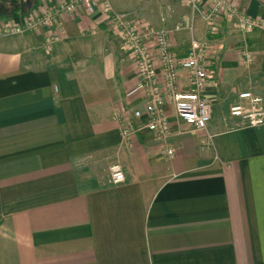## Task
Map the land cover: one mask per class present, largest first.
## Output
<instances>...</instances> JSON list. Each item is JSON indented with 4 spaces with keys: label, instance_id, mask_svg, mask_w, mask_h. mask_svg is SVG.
Here are the masks:
<instances>
[{
    "label": "crops",
    "instance_id": "obj_1",
    "mask_svg": "<svg viewBox=\"0 0 264 264\" xmlns=\"http://www.w3.org/2000/svg\"><path fill=\"white\" fill-rule=\"evenodd\" d=\"M64 1L0 0V264H264V124L228 114L241 91L264 100V0H226L258 20L252 29H236L232 16L209 31L204 5L192 33L175 29L191 17L182 0H151L149 23L170 31L178 54L190 37L210 45L211 119L192 131L167 101L164 139L145 116L132 118L144 105L135 64L98 11L2 32ZM123 2L111 0L118 11ZM49 33L57 39L46 50ZM119 112L140 125L126 142ZM80 158L93 165L77 167ZM109 164L123 182L99 166Z\"/></svg>",
    "mask_w": 264,
    "mask_h": 264
},
{
    "label": "built area",
    "instance_id": "obj_2",
    "mask_svg": "<svg viewBox=\"0 0 264 264\" xmlns=\"http://www.w3.org/2000/svg\"><path fill=\"white\" fill-rule=\"evenodd\" d=\"M190 9L191 17L183 24H177L175 29H186L192 33V17L207 7L203 14L212 30L221 18L229 20L235 16L234 27L240 31L252 29L259 25L258 20L238 11L226 0H182ZM83 11L92 14L98 11L107 23L116 31L120 40V48L135 64L138 77L137 87L141 90L144 105L142 109L132 111V118L146 117L144 127L155 138L164 139L170 132V124L164 113L165 102H170L178 118L183 120L192 131L206 128L212 116V99L205 94L211 74L209 68V42L207 38L190 37L188 47L183 54L174 50L171 34L163 27L154 28L134 19L127 12L116 10L111 0H66L56 7L45 5L40 14L28 16L22 24L9 23L2 32L7 34L23 33L26 30L35 31L39 28H53L56 16L60 13L74 14ZM57 28V27H56ZM1 31V30H0ZM57 36L47 34L44 49L50 50ZM242 62L249 66L254 57L249 50H241ZM186 77V88L181 87V74ZM237 101L228 107V114L241 119L242 126H261L264 124L263 97L251 90L237 94ZM121 125V136L125 142L129 136L139 130L136 126L126 124L130 120L123 112L117 115ZM163 154L171 159L175 149L163 146ZM125 180L123 169L114 164L110 167V181L120 183Z\"/></svg>",
    "mask_w": 264,
    "mask_h": 264
},
{
    "label": "rangeland",
    "instance_id": "obj_3",
    "mask_svg": "<svg viewBox=\"0 0 264 264\" xmlns=\"http://www.w3.org/2000/svg\"><path fill=\"white\" fill-rule=\"evenodd\" d=\"M128 3V4H127ZM130 6V7H129ZM148 7V8H147ZM156 9V4L155 2L151 3V0H126V2H123V12H127L129 13V15L131 17H133L134 19H138V20H142V22L147 23L148 25H150L151 27H154L151 25V23H149V21L154 20L155 18V10ZM152 22V21H151ZM116 114H115V118H116ZM93 159H87V158H80V160L78 161V165L77 167H91L93 165ZM109 165H99L102 166V168L104 170H106V173H110V166ZM87 172H91V168L90 170H86Z\"/></svg>",
    "mask_w": 264,
    "mask_h": 264
}]
</instances>
